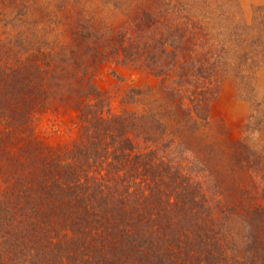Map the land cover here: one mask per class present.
I'll list each match as a JSON object with an SVG mask.
<instances>
[{"label":"trees","instance_id":"1","mask_svg":"<svg viewBox=\"0 0 264 264\" xmlns=\"http://www.w3.org/2000/svg\"><path fill=\"white\" fill-rule=\"evenodd\" d=\"M198 1L0 0V264H264V152L211 132ZM106 69L158 91L114 106Z\"/></svg>","mask_w":264,"mask_h":264},{"label":"rangeland","instance_id":"2","mask_svg":"<svg viewBox=\"0 0 264 264\" xmlns=\"http://www.w3.org/2000/svg\"><path fill=\"white\" fill-rule=\"evenodd\" d=\"M122 7L129 8L126 3ZM191 15L202 26L207 67L221 80L209 105L211 132H219L226 141L249 133L254 147L264 152V0H199ZM109 16L116 24L125 17ZM120 73L123 81L110 69L98 78L101 87L113 89L114 106L128 88L158 91L159 82L150 76L122 69ZM138 107L147 108L143 103Z\"/></svg>","mask_w":264,"mask_h":264}]
</instances>
